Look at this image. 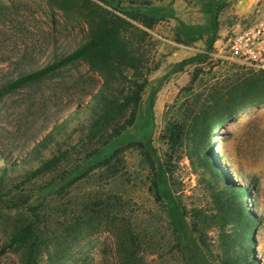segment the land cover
<instances>
[{"label":"rangeland","instance_id":"rangeland-1","mask_svg":"<svg viewBox=\"0 0 264 264\" xmlns=\"http://www.w3.org/2000/svg\"><path fill=\"white\" fill-rule=\"evenodd\" d=\"M92 1L105 7L99 0ZM123 1L127 5L157 8L158 15L163 16L153 28L142 26L150 33L145 45L149 63L151 67L159 64V68L149 76L137 122L118 142L126 149L125 169L114 179L81 182L70 195L123 196L136 224L151 234L149 263L186 264L165 207L151 191L152 174L147 159L137 146L129 145L145 134L168 168L170 184L185 207L189 244L194 245L193 250H201L209 264H220L232 244L228 234L234 225L223 228V217L235 199L221 193L223 183L191 164L188 154L195 152L194 133L189 134L183 146L173 149L165 129L171 118L183 112L177 105L192 95L184 88L196 75V65L189 59L197 53L210 50L211 57L199 65L202 71L193 92H204L208 82L234 72L254 69L231 59L227 46L236 32L264 16V0ZM88 30V22L78 13L51 9L46 0H0V85L18 76L30 62L46 64L56 55L73 50L86 38ZM101 83L97 72L78 62L0 101V175L1 168L13 164L16 167L7 179L18 181L44 159L75 144L89 119L86 111L78 113L77 109L91 100ZM151 109L155 120L152 138L148 125ZM44 138H48L45 145ZM201 140L222 158L238 184L250 188L251 196L243 202L257 220L252 231L256 259L253 264H264V103L249 105L213 125ZM225 198L223 209L220 202ZM9 214L16 213L0 210V247ZM184 241L186 247V237ZM70 250L58 264H118L115 239L108 231L89 235ZM20 260V253L9 251L0 257V264H20Z\"/></svg>","mask_w":264,"mask_h":264},{"label":"trees","instance_id":"trees-1","mask_svg":"<svg viewBox=\"0 0 264 264\" xmlns=\"http://www.w3.org/2000/svg\"><path fill=\"white\" fill-rule=\"evenodd\" d=\"M99 1L105 7L92 0H46L51 9L75 11L83 17L89 24L86 38L73 50L56 55L46 64L30 62L21 68L18 76L0 85L2 101L9 94L78 62L86 63L102 79L91 100L77 109L78 113L86 111L89 119L75 144L44 159L18 181L13 177L7 179L16 166L6 164L1 168L0 210L16 214L6 217L0 257L9 251L20 253V264L61 263L73 245L103 230L115 239L118 264H150L151 234L136 224L133 211L129 210L123 196L116 193L70 195L81 182L114 179L125 169L126 149L118 142L137 122L149 76L159 68V64L151 67L149 63L145 45L150 33L142 28H153L162 19L158 9L127 5L123 0ZM210 55L208 50L189 59L197 69L184 90L192 95L177 105L183 112L167 122L165 134L168 143L176 149L183 146L193 132L197 140L195 152L188 154L191 164L223 183L225 187L221 193L235 199L223 217V228L230 223L234 225L228 234L232 244L220 264H253L256 259L252 231L257 220L243 202L251 196V190L238 184L222 158L200 139L213 125L249 105L264 103V70L234 72L227 78L208 82L204 92H193L202 71L199 65ZM148 125L152 138L155 125L152 109ZM48 138H44L43 145ZM129 145L137 146L147 159L152 174L151 191L156 201L165 207L167 219L175 231L177 247L182 245L185 263L209 264L201 250H193L194 245L188 242L190 227L185 207L170 184L168 168L155 154L148 137L144 134ZM220 203L224 209L226 198ZM194 227L196 229V223Z\"/></svg>","mask_w":264,"mask_h":264},{"label":"built area","instance_id":"built-area-1","mask_svg":"<svg viewBox=\"0 0 264 264\" xmlns=\"http://www.w3.org/2000/svg\"><path fill=\"white\" fill-rule=\"evenodd\" d=\"M227 52L242 65L264 70V16L236 32L229 39Z\"/></svg>","mask_w":264,"mask_h":264}]
</instances>
